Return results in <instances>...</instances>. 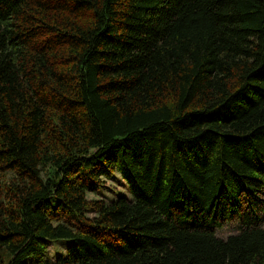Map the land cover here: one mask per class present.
<instances>
[{
	"label": "trees",
	"instance_id": "16d2710c",
	"mask_svg": "<svg viewBox=\"0 0 264 264\" xmlns=\"http://www.w3.org/2000/svg\"><path fill=\"white\" fill-rule=\"evenodd\" d=\"M0 264H264V0H0Z\"/></svg>",
	"mask_w": 264,
	"mask_h": 264
},
{
	"label": "rangeland",
	"instance_id": "374dc122",
	"mask_svg": "<svg viewBox=\"0 0 264 264\" xmlns=\"http://www.w3.org/2000/svg\"><path fill=\"white\" fill-rule=\"evenodd\" d=\"M119 175H114L111 179H107L104 182L102 189L98 190L96 193H90V198L100 197L107 201H112L116 199L119 195H130L128 186L126 182L120 178ZM125 182V183H124ZM93 215V213H90ZM236 226L233 223H227L224 227L217 230V234L220 237H227L228 235L235 233ZM65 240H60L57 243L49 244V257L52 261H56V258L61 254H66L67 244L63 242ZM69 246V245H68Z\"/></svg>",
	"mask_w": 264,
	"mask_h": 264
}]
</instances>
